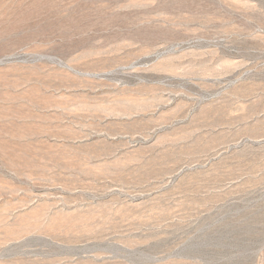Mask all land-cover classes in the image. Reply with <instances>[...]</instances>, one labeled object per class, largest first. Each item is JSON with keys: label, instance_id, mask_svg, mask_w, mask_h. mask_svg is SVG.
<instances>
[{"label": "rangeland", "instance_id": "1", "mask_svg": "<svg viewBox=\"0 0 264 264\" xmlns=\"http://www.w3.org/2000/svg\"><path fill=\"white\" fill-rule=\"evenodd\" d=\"M0 264H264V0H0Z\"/></svg>", "mask_w": 264, "mask_h": 264}]
</instances>
